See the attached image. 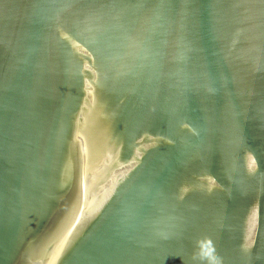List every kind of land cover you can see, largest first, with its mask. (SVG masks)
Returning a JSON list of instances; mask_svg holds the SVG:
<instances>
[{
  "label": "water",
  "instance_id": "95a60500",
  "mask_svg": "<svg viewBox=\"0 0 264 264\" xmlns=\"http://www.w3.org/2000/svg\"><path fill=\"white\" fill-rule=\"evenodd\" d=\"M0 264H264V0H0Z\"/></svg>",
  "mask_w": 264,
  "mask_h": 264
}]
</instances>
